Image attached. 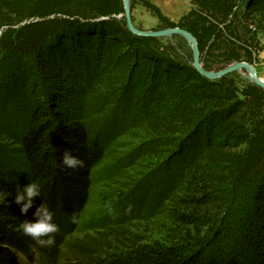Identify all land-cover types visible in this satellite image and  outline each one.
I'll return each instance as SVG.
<instances>
[{"label": "trees", "instance_id": "16d2710c", "mask_svg": "<svg viewBox=\"0 0 264 264\" xmlns=\"http://www.w3.org/2000/svg\"><path fill=\"white\" fill-rule=\"evenodd\" d=\"M189 1L192 9L178 23L151 0H132L131 12L141 5L159 27L191 33L204 70L258 62L264 0L243 7L238 0ZM124 14V0H0V30H9L0 49L38 70L21 103V164L0 152V264H264V89H240L231 74L205 78L171 58L159 38L131 33ZM89 46L106 49L105 62L117 76L130 81L140 72L143 85L168 96L175 111L149 115L151 140L167 150L154 154L166 169L155 202L143 211L98 218L87 226L95 236L82 241L73 237L111 141L87 117L92 81L76 64ZM65 152L83 166H66ZM32 182L41 194L22 213L16 197ZM251 186L257 187L251 193L257 211L242 244H219L226 215ZM44 205L60 229L51 247L21 227Z\"/></svg>", "mask_w": 264, "mask_h": 264}, {"label": "rangeland", "instance_id": "374dc122", "mask_svg": "<svg viewBox=\"0 0 264 264\" xmlns=\"http://www.w3.org/2000/svg\"><path fill=\"white\" fill-rule=\"evenodd\" d=\"M151 1L174 23H178L192 9L189 0ZM246 1L238 0V3L243 7ZM132 19L134 26L142 31L164 29L159 27L158 20L141 5L136 6L132 12ZM8 31L1 29L0 39ZM159 39L168 48L167 54L170 53L168 55L171 58L192 65L194 49L190 41L182 36ZM106 52V49L101 52L96 46H89L83 50L82 57L76 64L77 70L82 74H89L92 81L89 108L86 109L89 122L106 130L111 140L107 158L94 174L90 201L82 216L80 229L73 237L82 241L95 236L87 226L98 218L121 212L143 211V208L147 209L155 202L157 192L162 187V174H166V169L159 166L154 154L167 150L164 143L151 140L148 130L149 115L167 117L175 111V103L168 96L143 85L144 78L140 72L130 81L117 76L113 64L105 62ZM74 55L80 58L79 51ZM20 60L10 58L9 54L0 49V152L8 156L12 165L16 166L22 162L18 137L21 122L25 118V111L21 106L23 92L28 78L38 74L37 68H32L29 62L21 65ZM201 64L203 67L202 60ZM229 65H208V71L219 72ZM253 67L258 77L264 80L262 66L256 63ZM246 75L249 76L246 71L231 74L240 89L253 84ZM20 170L22 172L21 168ZM256 188L251 186L248 196L245 189L240 191L241 196L236 198L237 204L226 215L228 224L219 244L231 247L242 244L244 230L248 222H252L255 209L257 211V206L251 200V193L256 192Z\"/></svg>", "mask_w": 264, "mask_h": 264}, {"label": "clouds", "instance_id": "9594fccd", "mask_svg": "<svg viewBox=\"0 0 264 264\" xmlns=\"http://www.w3.org/2000/svg\"><path fill=\"white\" fill-rule=\"evenodd\" d=\"M64 164L68 167L75 168L77 165L83 166V161L70 156L68 152L64 155ZM40 188L35 182L30 183L24 188V194L16 197V204L21 205V212L27 213L28 209L33 206L34 198L39 196ZM35 221L25 220L21 225L25 235L33 238L41 246L51 247L55 244V234L59 232V225L52 222L54 214L44 205L37 209ZM76 214L73 213L72 220L76 221Z\"/></svg>", "mask_w": 264, "mask_h": 264}, {"label": "water", "instance_id": "95a60500", "mask_svg": "<svg viewBox=\"0 0 264 264\" xmlns=\"http://www.w3.org/2000/svg\"><path fill=\"white\" fill-rule=\"evenodd\" d=\"M131 2L132 0H124V17L126 19L127 28L131 33L137 36H151L154 38H172L173 36H182L191 42L194 49V57L192 62V67L195 68L202 76L205 78L215 81L219 80L229 74L246 71L249 76H247L253 84L264 89V81L258 77L253 65L245 62H234L227 66L225 69L219 72H210L204 70L201 64L200 51L198 48V43L191 33L185 29L181 28H167L160 31H139L133 24L132 12H131Z\"/></svg>", "mask_w": 264, "mask_h": 264}, {"label": "crops", "instance_id": "0c3cea01", "mask_svg": "<svg viewBox=\"0 0 264 264\" xmlns=\"http://www.w3.org/2000/svg\"><path fill=\"white\" fill-rule=\"evenodd\" d=\"M260 40V44L262 47V51L260 52L259 56H258V65L262 66V68L264 69V35H261L259 37ZM264 71V70H263Z\"/></svg>", "mask_w": 264, "mask_h": 264}, {"label": "bare ground", "instance_id": "6f19581e", "mask_svg": "<svg viewBox=\"0 0 264 264\" xmlns=\"http://www.w3.org/2000/svg\"><path fill=\"white\" fill-rule=\"evenodd\" d=\"M262 81H264V80H262Z\"/></svg>", "mask_w": 264, "mask_h": 264}]
</instances>
